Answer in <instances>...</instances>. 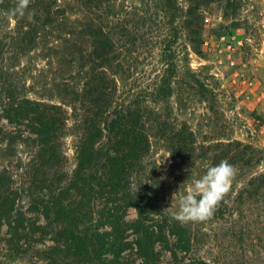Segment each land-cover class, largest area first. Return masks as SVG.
<instances>
[{
	"label": "trees",
	"instance_id": "trees-1",
	"mask_svg": "<svg viewBox=\"0 0 264 264\" xmlns=\"http://www.w3.org/2000/svg\"><path fill=\"white\" fill-rule=\"evenodd\" d=\"M251 1L138 0L117 9L113 0H30L23 17L10 18L17 0H0V264L260 257L264 151L205 135L186 117L192 102L217 101L189 64L202 53L207 15L217 9L236 21ZM33 55L43 63L40 91ZM153 149L186 168L202 162L204 172L227 160L243 181L210 220L181 224L152 188Z\"/></svg>",
	"mask_w": 264,
	"mask_h": 264
},
{
	"label": "rangeland",
	"instance_id": "rangeland-1",
	"mask_svg": "<svg viewBox=\"0 0 264 264\" xmlns=\"http://www.w3.org/2000/svg\"><path fill=\"white\" fill-rule=\"evenodd\" d=\"M137 3L138 0H113L117 9L122 5ZM239 15L236 21H223L221 11L217 9L207 15L209 21H206L203 34L202 53L199 56L191 53L189 64L192 71L200 72L205 82L216 88L217 101L211 107L192 102L186 117L205 135L213 138L228 135L249 141L264 151V0L251 1L241 9ZM32 58V66L36 67L37 64V69L33 71L31 81L35 91H40V66L43 63L34 55ZM32 82L29 81L28 85H32ZM66 141L68 156L73 163L71 135L67 136ZM19 154L25 158V149L20 147ZM168 155L164 150L153 149L150 156L156 166L150 175L151 185L163 205L176 212L180 194L192 180L202 175L205 164L199 162L193 168H186L179 160L164 157ZM241 181L242 177L234 179L228 194ZM256 249L260 251V257H254L251 264H264V242L259 243ZM165 261H168V257Z\"/></svg>",
	"mask_w": 264,
	"mask_h": 264
},
{
	"label": "clouds",
	"instance_id": "clouds-1",
	"mask_svg": "<svg viewBox=\"0 0 264 264\" xmlns=\"http://www.w3.org/2000/svg\"><path fill=\"white\" fill-rule=\"evenodd\" d=\"M29 4L30 0H17L16 6L5 14L10 18L23 17ZM170 155L164 157L167 158ZM160 164L161 160L159 166ZM236 175L237 169L227 160L208 166L205 172L192 180L184 189V192L180 194L178 210L174 215V219L181 224L210 220L214 216L218 205L230 192ZM178 192L173 194V200Z\"/></svg>",
	"mask_w": 264,
	"mask_h": 264
}]
</instances>
